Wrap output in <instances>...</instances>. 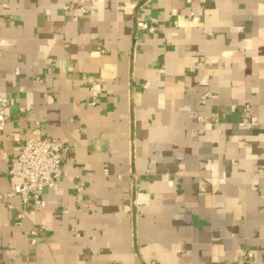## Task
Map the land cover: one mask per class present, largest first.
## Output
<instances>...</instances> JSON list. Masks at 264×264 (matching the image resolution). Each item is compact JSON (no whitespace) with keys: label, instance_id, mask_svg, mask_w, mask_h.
<instances>
[{"label":"crops","instance_id":"1","mask_svg":"<svg viewBox=\"0 0 264 264\" xmlns=\"http://www.w3.org/2000/svg\"><path fill=\"white\" fill-rule=\"evenodd\" d=\"M0 96V264H264V0H0Z\"/></svg>","mask_w":264,"mask_h":264},{"label":"built area","instance_id":"2","mask_svg":"<svg viewBox=\"0 0 264 264\" xmlns=\"http://www.w3.org/2000/svg\"><path fill=\"white\" fill-rule=\"evenodd\" d=\"M65 9H71V5H66ZM157 20H137L136 27L147 33L155 30ZM91 104H95V99L99 95L97 81H92L90 85ZM8 99L0 96V125H4L9 121L7 116ZM68 148L57 138L44 137L41 139H26L18 155L13 160L9 173L17 176L20 182L16 184L8 196L16 194L34 195V203L38 207L45 205L44 199L40 192L44 187L56 188L58 181L64 172V153ZM208 182L205 179H199V188L205 190ZM81 190V188H80ZM34 235L33 242L36 241L38 230L32 231ZM148 264H157L151 261Z\"/></svg>","mask_w":264,"mask_h":264}]
</instances>
